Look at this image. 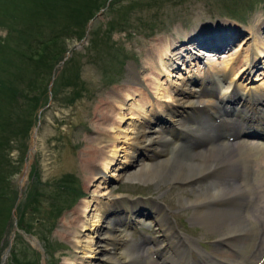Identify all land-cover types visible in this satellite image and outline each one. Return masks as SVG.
<instances>
[{
  "label": "rangeland",
  "instance_id": "1",
  "mask_svg": "<svg viewBox=\"0 0 264 264\" xmlns=\"http://www.w3.org/2000/svg\"><path fill=\"white\" fill-rule=\"evenodd\" d=\"M49 1H53L52 4L42 0L43 11L34 8L36 3L34 0H0V39L15 36L14 32L8 33L6 30V25L10 22H14L15 25H23L17 27L18 30L23 29V27H30L29 32L26 31L30 35L32 33L49 35L52 33L50 31L62 35L54 40L57 44L56 51L59 56L51 66L48 79L43 85V88H45L44 94H42L43 98L34 108V112L30 116L21 117L22 108L26 107L25 104L22 105V108L17 107L5 97H3V104L0 106V114L4 117L3 119L8 118L12 121L16 115H18V119L20 117L23 119V121L16 124L17 120L11 130H6L8 132L6 135L10 140L8 146L4 150H0V196L2 197L0 199V264H40L39 253L19 232H15L11 240L9 254L1 260L13 223L12 213L17 219L22 218L23 224L30 228L29 231L19 227L18 229L38 239L44 250V264H63L67 261L65 260L67 256L75 258L73 264H99L94 261V258H80L79 255L81 256L84 253L78 250H76L77 252L74 251L73 245L69 243L71 232H73L70 224L74 216L76 217L75 211L82 208L84 201L92 202L94 198L102 200L101 202L105 207H112L109 213L106 214L105 219L109 218L113 221L117 218L120 219V217L124 218L127 206L117 207L114 205L119 204L112 203L110 205V201L103 196L108 190H111L115 195L127 197V199L140 204L144 205L146 203L148 206L144 205V207L147 210H151L152 207L150 212L152 217H143L144 225L136 226L137 224L133 222L136 218H132L129 221L130 223L126 225L127 228L130 227V239L138 245L137 247L135 245L136 251L141 250L147 257H150V260L157 259L155 245L150 239V236H154L157 227L154 218L157 211L153 209L155 204H161L166 209L169 217L176 223L178 230L183 235L196 239L209 252L219 247L225 250L227 248L241 249L242 246L231 248L230 246H224L223 242L220 244L217 241L219 233L209 232L201 224L194 223L190 219L192 209L187 207L188 205H182V203L185 198L193 197V192L196 190L193 187H198V184L192 187L186 182L155 183L142 178L118 179L115 175H111L114 171L109 170L105 175L106 183L101 182L102 185L101 183L97 185L96 180L86 182L90 167L85 165L84 162L87 158H90L86 145L95 143L94 138L97 135L109 138L117 133L120 140L114 143L109 141L108 144L110 143L111 147H113L112 145L126 146L122 136L130 137V134L121 133V129L128 127L129 119L127 117L131 114V111H128L129 106H133V103L135 106L146 102V95L140 94L142 91L147 93L149 101L151 95L152 101L155 103L157 101V98H154L155 92L159 91L163 94L166 93L165 90L170 91L169 87L171 86L176 88L178 84L175 86V83L180 81L178 77L193 78L194 81H197L208 71L207 68L210 65L209 62L205 63L206 58L195 59L192 63H189L187 59L177 60L170 77L172 82L170 84L164 82L166 81L165 75L157 76L160 83H163L162 87L157 90L156 80L149 72L153 69H151L152 65L148 57H153L155 60L158 55L157 49L163 47L164 42L170 41L172 51L177 53L180 50L179 47L182 48L185 45L183 40L187 36L189 38L193 35V32L196 33L197 29L203 26L224 22L223 26L226 28L224 31L214 30L218 35L234 33L235 28L240 29V33H237L238 38L230 43V50L226 47L223 48L225 50L214 51L213 56L214 59L216 58L214 64L219 69L224 68L225 62H227L226 59L230 58L227 62L230 66L226 70V76L228 80L234 78L239 60L235 61L232 53L236 51L238 56L236 58L241 59L250 45V40L255 41L262 36L256 33L251 37V31L249 32V30L253 26L255 16L258 15V21L264 22V0H77L79 6L78 4L74 6L73 2L69 0L72 11L67 10V16H64V9L61 7L62 4L64 6L62 0ZM107 1L108 4L105 7ZM44 5L54 7L55 10H53L58 20L53 22L48 14V10L51 8ZM37 10H40V13ZM83 18L86 19L85 23L82 21ZM88 23L90 24L89 29L83 40ZM256 26L259 27V24H256ZM261 27L263 28V26ZM246 36L248 38L244 39ZM242 39L246 44L239 47ZM69 48L71 49L67 58L59 68L55 69V78L48 90L54 67ZM5 49L0 47V58L7 56L8 52ZM206 49L203 48L202 52ZM190 52L197 53L195 48H190ZM223 52L228 53L229 57L224 59L218 57L217 59L218 53ZM6 59L5 62L10 60L12 65L1 68L0 77L3 80L4 78L12 80L13 76L10 74L14 71V67H18V63L15 64L16 57L14 55H8ZM258 65L250 74L244 72L242 76L234 79L243 90L246 88L245 84L248 89L260 85L264 86V68H260V63ZM210 72L213 71L210 69ZM135 74L137 78L131 79V76ZM141 76L147 77L146 81L149 82V87L146 86L144 78H141ZM138 80L139 82L142 81L143 89L140 88L141 84H138ZM133 81L135 84H132ZM23 84L18 85L17 88H22ZM206 89L212 90L211 86H206ZM128 91L134 95L136 99L134 102L133 100H124ZM39 92H42V90H39ZM112 97L124 100V108L117 106L119 108L117 111L123 112L126 118H124L123 123L119 122L117 124L120 131L105 130L104 132L108 135H104V133L98 131V124L95 122H98L100 118L98 112L110 113L107 107L116 103L112 100ZM21 101L18 98L17 105ZM164 103L167 102L162 101L161 104L164 106ZM156 104L159 105L157 102ZM125 107H127V110ZM156 114L159 121H161V118H159L161 116L165 119V122H163L165 126L170 125V122L166 121L167 118L164 112H157ZM231 116L236 117L234 114ZM26 118L33 120L31 126L27 130L21 127L17 132L16 128L24 125ZM37 121L39 124L37 126L36 143L33 151L26 157L30 134ZM207 121L212 122L211 120ZM170 129L172 128L169 126L168 130ZM12 131L15 133H12ZM0 142H2L1 137ZM129 149L122 148V150H118L117 154L124 155L125 151H129ZM141 151V157L135 160L139 161L144 156L149 155L148 151ZM80 152L81 154H79ZM85 155H88L87 158ZM123 161L124 157L118 156L115 164L118 162L123 163ZM25 162L28 163L29 168L24 178H21V171ZM132 166L128 164L127 169H131ZM248 167L250 168V166L247 165V170H249ZM249 171L250 173L247 171L246 174L244 172L243 177L246 175L251 178V170ZM20 178L21 193L19 196ZM205 182L206 184H200V188L203 186V190L210 184L207 180ZM204 184L208 185L205 186ZM37 193L42 195H38L40 199L35 203L33 198L37 196ZM252 199H255L252 202L254 203L257 197H252ZM262 207H264V202ZM262 212L264 215V208ZM89 213L86 217L90 216ZM81 219L85 220V217H81ZM119 221L125 222V220ZM103 226H106V223ZM134 226L145 232L147 236L145 242L139 244V236L134 230H131ZM88 232H90L88 229L82 230L79 238L83 241L90 240ZM258 244H262L264 249L263 234ZM260 249L257 246L256 252L254 251L256 256ZM130 250L134 251L135 248H130ZM191 254L193 258H196L193 251ZM159 257L158 254V259ZM262 257H264V254ZM103 264L108 263L104 262ZM137 264L139 263L137 262Z\"/></svg>",
  "mask_w": 264,
  "mask_h": 264
},
{
  "label": "bare ground",
  "instance_id": "2",
  "mask_svg": "<svg viewBox=\"0 0 264 264\" xmlns=\"http://www.w3.org/2000/svg\"><path fill=\"white\" fill-rule=\"evenodd\" d=\"M258 18V15L255 16L253 26L248 30L251 31V37L256 33L262 36L258 40H250V45L241 59L236 58L238 57L236 51L232 53L235 61L239 60V62L234 78L229 80L226 70L230 66L227 63L230 58L226 59L224 68L219 69L214 64L216 63V58L213 57L214 51H221L226 47L230 50V43L238 38L237 33H240V29L235 28L234 33L218 35L214 30L224 31L226 29L223 26L224 22L203 26L197 31L194 30L196 33L193 32V35L189 36L190 39L185 34L187 38L183 40L184 50L180 46L177 53L172 51L170 41L164 42V46L157 49L158 55L155 60L153 57H148L152 65L151 69H153L149 72L156 80L157 90L163 84L157 76L165 75L166 81L164 82L168 84L172 82L170 77L177 60L187 59L189 63H192L195 59L206 58L205 63L209 62L210 65L207 68L208 71L197 81L180 76L178 77L180 81L175 83V86L178 84L176 88L171 86L170 91L165 90L166 93L163 94L159 91L155 92L154 98H157L156 102L159 105L152 101L151 95L149 101L147 93L142 91L140 94L146 95V102L135 106L133 103L134 108L129 106L128 111H131V114L127 117L128 127L121 129V133L130 134L128 138L126 135L122 136L126 146L119 145V148L118 145L111 147L110 143L108 144L109 141L114 143L120 140L117 133L109 138L97 135L94 138L95 143L86 145L90 158L85 155L87 160L84 162L90 167L86 182L96 180L97 185L105 182V175L109 170H113L111 175H115L118 179L142 178L155 183L186 182L192 187L198 184V187H193L196 189L193 197L182 200V205H188L187 207L192 209L190 219L194 223L201 224L209 232L219 233L220 239L218 238L217 241L223 242L224 246L231 248L242 246L241 249L233 251V249L225 250L219 247L210 253L202 251L199 252L197 262L191 261L187 252L194 246L198 247L197 240L179 233L166 209L154 205L153 209L157 212L153 217L157 227L152 237L156 252L160 257L158 260H150V257H147L141 250L136 251L138 245L130 239V227L127 228L126 225L132 218H136L133 222L137 225L144 224L142 223L143 217L152 216L150 214L152 207L151 210H147L144 207V205L148 206L146 203L140 204L108 190L103 196L110 201V205L127 206L126 214L124 218L120 217L113 221L109 218L105 219L112 207H105L99 198L92 199V202L84 201L82 208L75 211L76 217L74 216L70 224L73 232H71L69 243L73 245L75 252L78 250L84 253L79 255L80 258H94V261L99 264L104 262L108 264H137V262L139 264H256L261 262L260 264H264L262 260L264 249L262 244H258L260 237L264 235L262 212L264 208L262 207L264 202V140H230L237 132L243 130L244 125L258 127L264 132V86L248 89L245 84L247 89L243 90L240 84L234 81L244 72L250 74L254 68L259 66L258 63L261 69L264 68V22L258 21ZM256 24H259V27ZM246 38L248 36L244 39ZM244 39L240 41L239 47L246 44ZM190 48H195L197 53H191ZM203 48L207 49L202 52ZM218 57L228 58L229 54L218 53L217 59ZM210 69L213 72H210ZM131 77V79L137 78L136 74ZM141 78H144L148 86L147 77L141 76ZM141 82L138 80L139 85ZM132 84H135L134 81ZM209 85H212V90H206V86ZM140 88L143 89L142 84ZM112 98L117 104L107 107L110 113L98 112L100 118L98 122H95L98 124V131L104 135H108L104 132L105 130L120 131L117 124L123 123L126 118L123 112L117 111L119 109L117 106L124 108V100H133V102L136 100L130 91L126 92L123 101L116 97ZM162 101L167 103L163 106ZM125 109L127 110V107ZM230 109H236V119L229 117V112H232ZM157 112L165 113L166 121L170 122L169 126L172 129L164 132L162 125H157L155 121L159 120L156 116ZM122 148L130 149L126 150L124 155L117 154ZM141 150L148 151L149 155H143V159L139 161L135 160L141 157ZM116 156L124 157V164L122 162L115 164ZM128 164L133 165L131 169H127ZM247 165L250 166L248 168L251 170V178L246 175L243 177ZM249 170L247 171L250 173ZM205 180L209 181L208 186L205 185ZM203 183L207 186L205 190L203 186L200 188V184ZM252 197H257L256 202L252 203L255 201ZM142 211L145 212L142 213ZM88 213L90 216L86 217ZM81 217H85V220ZM119 220H125V222ZM105 223L106 226H103ZM86 229L90 230L88 232L90 240L83 241L79 236H81L80 232ZM257 246L261 248V252L259 250L257 253L258 257L254 253ZM130 248H135V250L131 251ZM65 260L67 261L63 264L75 262L73 256H67Z\"/></svg>",
  "mask_w": 264,
  "mask_h": 264
},
{
  "label": "trees",
  "instance_id": "3",
  "mask_svg": "<svg viewBox=\"0 0 264 264\" xmlns=\"http://www.w3.org/2000/svg\"><path fill=\"white\" fill-rule=\"evenodd\" d=\"M34 1L36 2L34 8L36 7L37 9L44 11V8L41 5L42 0H34ZM46 1L51 4L53 2V1L50 2L49 0ZM62 1L64 2V6L63 4L61 5V7L64 9V16H67L66 11L67 10L72 11V9H70L71 2H69V0H62ZM70 1L73 2L74 6L78 4L77 0H70ZM54 4L56 3L54 2ZM44 6L48 7L46 5ZM48 8H51L50 10H48V14L50 18L53 20V22H55L56 20H58V17L54 13L55 10L54 7L49 5ZM40 10L37 11L40 13ZM82 21H84L85 23L86 19L83 18ZM6 26H7L6 27L7 32L8 33L14 32L15 36L0 39V44H1L0 47L2 49L6 48L5 51L8 52L7 56L14 55L16 57L15 64L18 63L17 64L18 67L17 68L14 67V71L10 74L13 76L12 80H9L8 78H4L3 80L2 77H0V106L1 104H3V100H2L3 97L7 98L8 101L10 100L11 103L15 104L17 107L20 108H22V105L25 104L26 107L22 108L23 112L21 113L20 116L27 117L34 112V108L38 105V102L43 98L42 94H44V90H45V88H43V85L45 81H47L48 79L53 62L59 56L58 55L59 53H57L56 51L57 44L56 41L54 42V40L62 35L55 33L53 31H50L52 33L49 35H39V34L36 35L34 33L30 35V33H28L29 32L28 29L30 27L26 26L27 28L23 27V29L18 30L19 28L17 27H21L23 25L20 24L15 25L14 22H10V24H7ZM82 33L81 35H83ZM7 56H2V58H0V70L1 68H7L8 66L12 65V61L10 64V60H8V62H5V60H7L6 59ZM20 84H23V87L17 88V86ZM39 90H42V92H39ZM30 92L31 94H29ZM18 98L22 100L19 105H17ZM21 117L18 119V115H16L15 118L11 121L8 118L3 119L4 117L0 114V137L2 138V142H0V150H4L5 147L8 146V142L10 140L8 135H6L8 133L6 130H11L14 127L15 122L17 120L18 121L16 122V124L19 121H23ZM32 122H33L32 119L28 120L26 118V123L24 122V125L16 128V131L18 132V129L21 127H23L24 130H27L31 126ZM12 133L15 132L12 131ZM38 195H42V194L37 193V196ZM37 196L33 198L34 199L33 201L35 203H37V201L40 199V196L38 197ZM0 199H2L1 196ZM21 219L22 218L17 219V226L19 228L24 229L25 231H29L30 228L25 224H23V220Z\"/></svg>",
  "mask_w": 264,
  "mask_h": 264
},
{
  "label": "water",
  "instance_id": "4",
  "mask_svg": "<svg viewBox=\"0 0 264 264\" xmlns=\"http://www.w3.org/2000/svg\"><path fill=\"white\" fill-rule=\"evenodd\" d=\"M107 4H108V1L106 2L105 7L107 6ZM89 25L90 24L88 23V25L86 27V31H85L84 37H83V40H84V38L87 35L88 29H89ZM70 49L71 48H69L67 50V52H65L63 58L54 67V70L52 72V76H51L50 81H49V84H48V90L51 87L52 82H53V80L55 78V74H56L55 69L56 68H59L63 64V62L65 61V59L67 58V56H68V54L70 52ZM38 124H39V122L37 121V123L35 124V126L33 127L32 131H31L29 146H28L27 151H26V157L28 156L29 153H31L33 151V147L35 146L36 137H37V126H38ZM27 170H28V163L25 162L24 167H23V169L21 171V178H24L25 173H26ZM21 178L19 180L20 181V183H19L20 184L19 185V196H20V193H21V188H20V186H21ZM16 202H17V200H16ZM14 207H15V205H14ZM12 220H13V223H12L11 231H10V234H9L8 243H7V246H6L5 250H4V253L1 256V260H3L4 257L9 253V249H10V246H11V240H12V238L14 236V233L15 232H21L17 228V225H16V216L13 213H12ZM23 237H24L25 240H27L32 245L33 249L39 253V256H40V264H44V250H43L42 246L40 245L39 241L37 240V238H35L33 235L27 234V233H23Z\"/></svg>",
  "mask_w": 264,
  "mask_h": 264
}]
</instances>
